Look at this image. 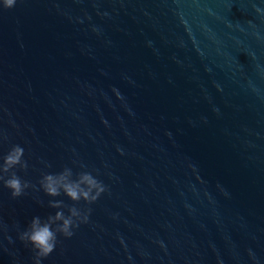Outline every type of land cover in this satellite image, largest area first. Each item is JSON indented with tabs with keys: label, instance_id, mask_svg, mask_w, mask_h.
Instances as JSON below:
<instances>
[{
	"label": "water",
	"instance_id": "1",
	"mask_svg": "<svg viewBox=\"0 0 264 264\" xmlns=\"http://www.w3.org/2000/svg\"><path fill=\"white\" fill-rule=\"evenodd\" d=\"M16 144L36 189L107 190L0 182V264H33L53 199L91 211L42 264H264V0H0V163Z\"/></svg>",
	"mask_w": 264,
	"mask_h": 264
},
{
	"label": "clouds",
	"instance_id": "2",
	"mask_svg": "<svg viewBox=\"0 0 264 264\" xmlns=\"http://www.w3.org/2000/svg\"><path fill=\"white\" fill-rule=\"evenodd\" d=\"M17 0H2L4 9H11ZM25 150L19 145H13L0 163V182L3 187L10 190L13 199L27 194L26 190H42L49 197H59L62 194L71 201L87 204L96 202L107 190L106 186L89 171H81L73 178V170L64 167L59 173H45L39 180V189L29 181L22 180L14 169L27 170L28 162L24 159ZM51 167V165H47ZM83 167V166H82ZM42 203V201H41ZM48 206L59 209L54 215H49L46 220L39 216L34 217L28 227L20 231L18 239L26 246L31 245L33 251V264H42L43 259L52 254L58 244V234L64 238H71L74 229L81 223H87L91 209L82 212L76 206L68 207L62 200H49ZM67 207L68 214L65 215L64 208ZM13 241L9 237V243ZM6 250V249H5Z\"/></svg>",
	"mask_w": 264,
	"mask_h": 264
}]
</instances>
